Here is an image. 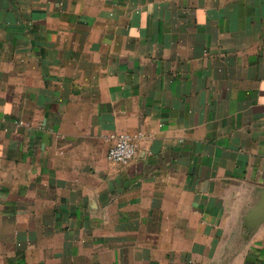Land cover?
<instances>
[{"label": "crops", "instance_id": "0c3cea01", "mask_svg": "<svg viewBox=\"0 0 264 264\" xmlns=\"http://www.w3.org/2000/svg\"><path fill=\"white\" fill-rule=\"evenodd\" d=\"M0 264H264V0H0Z\"/></svg>", "mask_w": 264, "mask_h": 264}, {"label": "built area", "instance_id": "2783aa9c", "mask_svg": "<svg viewBox=\"0 0 264 264\" xmlns=\"http://www.w3.org/2000/svg\"><path fill=\"white\" fill-rule=\"evenodd\" d=\"M21 125V123H17ZM136 155V144L128 134H119L113 137V144L110 147L107 159L116 164L127 165Z\"/></svg>", "mask_w": 264, "mask_h": 264}]
</instances>
